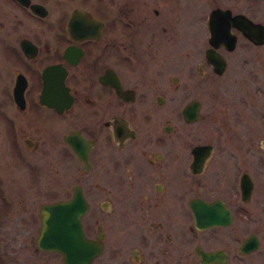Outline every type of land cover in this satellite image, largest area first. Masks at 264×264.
<instances>
[{
	"label": "flooded vegetation",
	"instance_id": "flooded-vegetation-1",
	"mask_svg": "<svg viewBox=\"0 0 264 264\" xmlns=\"http://www.w3.org/2000/svg\"><path fill=\"white\" fill-rule=\"evenodd\" d=\"M235 1L0 0V236L34 244L40 205L76 189L83 234L100 243L89 264H201L197 250L216 249L224 261L209 264H227V231H207L229 223L199 228L192 205L219 202L233 217L229 159L190 143L200 102L182 98L225 71L240 38L261 45L234 26L232 48L209 44V13H244Z\"/></svg>",
	"mask_w": 264,
	"mask_h": 264
},
{
	"label": "rangeland",
	"instance_id": "rangeland-1",
	"mask_svg": "<svg viewBox=\"0 0 264 264\" xmlns=\"http://www.w3.org/2000/svg\"><path fill=\"white\" fill-rule=\"evenodd\" d=\"M255 1L233 3L248 17L264 24V2ZM248 45L240 38L225 71L219 76L197 77L195 89L182 98L184 101L192 96L200 102V116L188 127L192 132L188 135L190 143L210 141L214 150H224L229 159V202L234 208L233 217L223 229L207 231H227V264H264V43ZM241 171H246L253 182L245 202L239 198ZM250 231L258 235L260 246L248 254H238L236 247L240 239ZM10 240L8 243V239L0 236V252L6 254L5 259L9 261L15 248L20 253H15L17 258L5 264H63L58 253L36 250L30 237L20 235Z\"/></svg>",
	"mask_w": 264,
	"mask_h": 264
},
{
	"label": "water",
	"instance_id": "water-1",
	"mask_svg": "<svg viewBox=\"0 0 264 264\" xmlns=\"http://www.w3.org/2000/svg\"><path fill=\"white\" fill-rule=\"evenodd\" d=\"M264 1V0H262ZM236 29L254 44L264 43V24L253 21L243 13L231 14L228 9H214L209 13L207 20L208 42L212 46L223 44L226 48L233 47L234 35L229 31L230 27ZM209 49V48H208ZM207 61L217 73L224 68V59L210 49L206 52ZM198 101L192 99L183 109L182 114L188 121L197 116ZM208 145H195L193 151H207ZM253 183L247 172H242L239 178L240 198L249 199ZM219 202L193 204L194 223L199 228L213 225H226L231 221V215L226 208L220 215ZM86 209L85 201L79 190L74 189L68 200H56L43 203L39 210V230L35 237V246L44 252L53 251L61 256L63 264H89L100 251L98 241L88 239L83 234L81 215ZM258 247V239L253 232L244 237L239 244V253H248ZM201 264H209L214 260L223 262L222 250L203 251L197 250Z\"/></svg>",
	"mask_w": 264,
	"mask_h": 264
}]
</instances>
